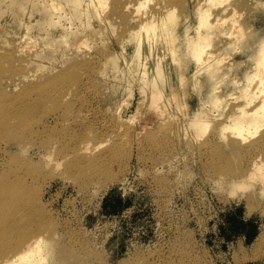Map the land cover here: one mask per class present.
<instances>
[{"label":"rangeland","instance_id":"1","mask_svg":"<svg viewBox=\"0 0 264 264\" xmlns=\"http://www.w3.org/2000/svg\"><path fill=\"white\" fill-rule=\"evenodd\" d=\"M48 1L66 16L38 35L25 5L0 0V249L12 248L0 262L38 236L51 241L50 264H264V198L230 202L223 184L210 187L219 175L238 179L249 156L226 147L219 126L189 138L175 111L122 115L126 77L139 68L130 37L139 0H104L85 22L69 2ZM158 2L160 15L194 5L152 0L139 13ZM233 7L264 34V3Z\"/></svg>","mask_w":264,"mask_h":264},{"label":"clouds","instance_id":"2","mask_svg":"<svg viewBox=\"0 0 264 264\" xmlns=\"http://www.w3.org/2000/svg\"><path fill=\"white\" fill-rule=\"evenodd\" d=\"M151 3L140 7L146 9ZM243 19L233 0H194L190 15L171 7L153 16L152 50L144 49L148 66L133 68L127 75L124 98L129 106L122 115L128 117L137 108L178 112L188 137L197 142L217 126L223 143L246 135L254 119L264 127V34L245 27ZM100 75L106 78L103 71ZM197 122H203V134ZM47 159L51 162L52 157ZM62 166V162L56 164L57 169ZM222 184L230 202L240 203L257 191L264 198V168L253 161L238 179L219 175L210 180L213 190ZM34 264H50L43 244Z\"/></svg>","mask_w":264,"mask_h":264},{"label":"bare ground","instance_id":"3","mask_svg":"<svg viewBox=\"0 0 264 264\" xmlns=\"http://www.w3.org/2000/svg\"><path fill=\"white\" fill-rule=\"evenodd\" d=\"M20 1V5L22 7L26 6V22L27 25L30 26L33 33L38 35H43L47 31H55L60 27L61 19L64 18V14H62L59 10H57V6L55 3L53 6L48 0H18ZM53 1V0H52ZM70 3L72 14L71 16L76 19L82 20L85 22L90 15L92 14L91 9L95 8L94 14L100 15L103 12L101 9L104 7V0H65ZM148 0H139L137 1L136 12L132 11L130 14V19L133 21L134 26L131 29L130 37L133 40V47L131 53V61L132 64H138L140 67L143 65L147 68V57L144 55L145 47H148L149 52L152 50V37L150 35V31L152 28V17L159 16V10L163 7L161 2L155 4V6L148 11H144L139 13L141 4H146ZM55 2V1H54ZM125 10H129L132 7L130 3H126L123 5ZM124 11V9H123ZM167 11V10H166ZM62 28V24H61ZM142 29V30H141ZM157 71H161L158 67ZM155 81V77L152 78ZM28 107V106H27ZM156 113V112H154ZM124 117L125 119L129 118ZM197 127L199 129V133L203 130V122H197ZM257 136L255 139L250 140ZM247 142H244V141ZM210 139L204 141L206 145H208ZM226 147L230 146V150L236 152L246 153V156H249V162L243 168H240V171L236 174V178L242 177L252 165L253 161H258L261 168H264V162L262 159H258L260 155L264 153V127H261L260 121L254 119L248 129L247 134L243 135L242 138H230L227 143H224ZM2 200V194L0 193V204ZM1 219V215H0ZM1 222V220H0ZM13 226L16 225L15 219L11 221ZM0 228H5L4 224H0ZM14 230V229H11ZM38 236H33L29 242L20 250L15 251L6 259L1 260L0 264H34V261L37 259V253L39 246L43 244V249L45 247L44 241L39 239ZM11 251V247H1L0 252Z\"/></svg>","mask_w":264,"mask_h":264}]
</instances>
